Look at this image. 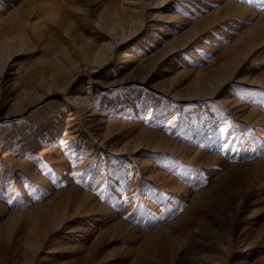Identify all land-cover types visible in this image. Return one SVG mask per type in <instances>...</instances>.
Listing matches in <instances>:
<instances>
[{
    "label": "rangeland",
    "instance_id": "1",
    "mask_svg": "<svg viewBox=\"0 0 264 264\" xmlns=\"http://www.w3.org/2000/svg\"><path fill=\"white\" fill-rule=\"evenodd\" d=\"M108 1L0 0V264H130L139 248L138 264H264V34L231 63L264 0H231L248 10L182 45L227 0H142L137 35L106 52L114 17L129 25ZM54 62L46 109L18 111ZM233 164L228 208L215 178Z\"/></svg>",
    "mask_w": 264,
    "mask_h": 264
},
{
    "label": "bare ground",
    "instance_id": "2",
    "mask_svg": "<svg viewBox=\"0 0 264 264\" xmlns=\"http://www.w3.org/2000/svg\"><path fill=\"white\" fill-rule=\"evenodd\" d=\"M67 1H71V0H67ZM141 3H142V0H121V1L109 0L104 5L102 4L98 5V7L101 8V10L105 9L106 7L105 5H107V7H109L110 9L116 12L119 8H122V9L127 8L129 10L128 27H124L122 25L123 20L121 24V22L117 20L116 17H114L112 24L107 29L110 39L99 42V45L101 46V49H103V51L108 52L113 47L122 46V44L126 42V39L132 38L133 36L137 35L139 31L138 30L136 31L137 28L135 27V24L141 21L140 19V14L142 13ZM156 4L157 3H155V5ZM147 6H151V3H149V5ZM217 7L218 9H214V11L209 16L199 20L198 22L194 23L189 29L180 33L174 43H177V44L179 43L180 45L185 44L186 40H188L191 37L193 38V36L196 33H199L201 30H204L205 28L209 27L210 26L209 24H211L212 21H215L218 19H220L221 21V20L228 19L229 17H232L234 15L243 14L249 8L246 5L243 6L241 3L231 1V0L225 1L221 5L219 6L217 5ZM52 8H54V6ZM45 9H48V7H46ZM42 10L43 9L40 8L38 10V13H40ZM72 11L73 9H69V11H65L66 12L65 15L71 14ZM28 18H30V16H28ZM23 19H26V18L23 17ZM23 19H18L15 23H20ZM263 34H264V13L260 14L258 17V20H256L254 23H252V25L246 28V31H244L240 36V41L234 43V47L235 49H237V51L233 53L234 61L232 62L230 61L231 63H233V67L235 66V64H238L242 60H244L245 57H243L242 54L245 53L246 51H249V48L253 46L254 36L263 35ZM237 39L235 41H237ZM100 51L101 50H97L93 52L92 57L97 58L98 54H101L99 56L105 57L106 53H100ZM122 54H123L122 57L130 58L128 57L130 56L129 55L130 53L126 54L125 52H123ZM94 58L93 60H96ZM58 65H59V62L58 63L54 62V64L42 66V68L33 72L30 75V77L25 81V84L21 86V88L18 90V92L15 95V100L13 101V103L15 104L16 109L18 111L26 112L27 110H32V111L35 110L37 112L36 115H40L43 113V111L46 109L45 106H47L46 104L48 103L46 97L49 96V94L52 93L54 90L58 91L59 87L62 86V82L61 81L58 82L57 80L56 70L58 68ZM228 65L229 64H227V66ZM65 81L66 80L64 79L63 83ZM52 83H55L56 88H54L53 90L49 89L50 91L44 93L45 91L44 88L50 87ZM20 130L26 136L27 134H29V132L25 130L24 128H20ZM243 165L245 164H233L232 166H230L229 169L227 167L222 172L224 173L223 176H217L215 178L216 179L215 184H217V186L221 188L224 187V190L221 196H222L223 204L227 206L228 208H230L231 203L235 201L236 199L239 201L238 205L241 203L242 197H239V195L235 191H230L229 186H232L233 184V178L231 174L233 172H235L236 174L239 173V168H241ZM88 208L89 210H96V208H99V204L96 203V205H90L88 206ZM204 226L205 225H203L201 230L206 229V227ZM44 230H46L45 225L42 227L40 231V235L35 239V243H37L38 240L41 241L43 239ZM209 235H211L213 239L215 238L213 231L209 233ZM227 239H230L229 230L227 231ZM32 243L34 242H31V244ZM141 259H149V258L147 254L144 252V250L139 248V252L137 253L136 258L132 260L130 264H138Z\"/></svg>",
    "mask_w": 264,
    "mask_h": 264
}]
</instances>
